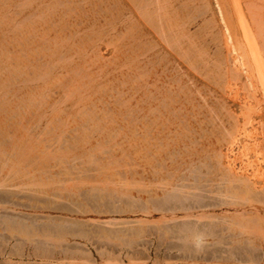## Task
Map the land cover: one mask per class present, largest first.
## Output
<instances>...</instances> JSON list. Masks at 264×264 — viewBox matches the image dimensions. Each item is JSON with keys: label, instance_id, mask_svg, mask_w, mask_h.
<instances>
[{"label": "rangeland", "instance_id": "1", "mask_svg": "<svg viewBox=\"0 0 264 264\" xmlns=\"http://www.w3.org/2000/svg\"><path fill=\"white\" fill-rule=\"evenodd\" d=\"M29 1L0 0V64H5L8 69L10 67L16 71L6 82L8 91L5 97L10 103V106L7 107L10 111L13 110L14 113H12L15 115L10 129L23 130L33 136L36 145L35 150L38 151V154L47 156V163L50 166L37 169L36 174L31 175L30 178H25L23 174H20L24 171L22 170L18 174L9 172V175L0 179V264H239V262L241 264H264V221L256 223L253 220L252 224L249 221L245 225L240 224L239 227L242 231L246 229L250 231L247 230L249 237L238 233L239 241L235 242L236 244L232 243L233 233L227 229L226 225L228 222L230 224V220H232L228 216H234L237 213L231 207L228 208L225 203L220 202L221 200L228 201L227 199L230 200L233 197L231 192L229 195L224 194L222 180H215L216 183H214L210 179V181L208 180L210 175H206L199 180L202 186L200 189L195 188L196 191L191 188L184 189L193 191L195 194L201 193L199 196L191 195L193 198L189 201L201 202L204 199V201L209 200L213 203L210 204L211 206L193 208L192 210L194 215H202L203 212L205 217L200 219L205 221V224L201 226L207 227L212 233V239L208 246L200 252H195L189 246L177 242L178 233L197 221L191 216H189L191 219L185 218L187 215H185L184 210H177L174 214H171L170 211L162 214L158 210L150 216L142 215L143 213L140 211L142 199L139 194H141V188L137 173L134 172V168H138V165L135 160V162L132 160L128 162L126 159L121 160L120 151L123 152V149L132 147L139 139L138 107L136 104L137 84L135 81L138 80L136 71H138V60H140L139 43H141L143 27L141 23L144 20L140 12L147 6L145 5L147 1L143 3L140 2L141 0ZM184 1L185 3L183 0H167L168 5H166L167 7L170 5L169 10L172 11L174 8L175 13L180 12V16L188 17L181 20L183 23L181 24L187 26L188 23L190 32L192 34L197 33L193 34L196 37L193 36L192 39L195 41V45L201 42L200 44L203 46L204 42L210 39L207 43L205 42L207 46L205 44L204 46L211 53L216 50L220 58L222 56L227 57L220 37L221 32H218L219 24L211 17L210 10L207 9V12L203 13L205 8L199 0H193L194 2L192 1L191 4L189 0ZM245 1V4L251 2L255 4L253 10L256 9L255 13L261 15H256L258 18H255L254 15H249L247 11L246 15L244 11V20L248 21V29L250 30L247 38L261 43L263 40L261 31H256V29L259 27L258 22L259 25L262 23L260 26H264V0H241L242 3ZM139 2L142 5L136 11ZM151 3L152 1L150 5ZM143 5L145 6L142 8ZM189 6L191 7L189 8ZM181 7L185 8L181 10ZM196 8L197 10H195ZM178 9L181 11L178 12ZM184 9H188V11H184ZM193 11L197 12V18H195ZM36 14L41 19L35 17ZM187 14L189 15L187 16ZM208 16L212 19V23L209 22ZM204 17L208 18L209 21ZM255 19L257 24L254 23V21L256 22ZM17 25L18 28H16ZM160 25L163 24L160 23L158 26ZM237 27L238 23L235 22L234 28ZM209 30L211 32H208ZM235 30L239 35L238 37H241L242 32L239 33L241 31L239 27ZM262 32L264 33V31ZM215 33L216 40H213L214 36L209 37V35ZM254 35L256 38L253 39ZM201 45L200 47L197 45L195 48L204 50L205 47L202 48ZM212 48L214 51H211ZM217 48L221 49L218 51ZM263 51L264 47L262 48ZM70 54L72 55L70 56ZM58 55L60 56L58 57ZM39 66L41 67L39 68ZM63 66L66 68L65 70ZM44 68V72L47 74L42 72ZM167 68H170L169 64H167ZM221 68L223 72L224 65ZM26 70L28 75H25ZM223 79L219 81L222 85L212 79L209 80L216 90L212 96L217 99L210 97L206 89L200 92L209 101L206 104L208 109L202 108L203 123L209 120L213 122L217 116L213 125L207 128L209 132H212L209 134L210 142L214 145L215 151L219 149L218 152H221L218 154L219 156L221 154L222 165L229 163L232 166L234 163H230L234 161L235 165L232 167L235 170L239 171L241 168L240 172L244 173L258 171L264 178V139L259 138L264 132L262 130L264 124L261 122L264 120V108L261 109L264 106L263 97L257 94L258 101L253 100V102H257V105L252 102L253 106H256L253 107L255 110L253 109L251 118L248 117L251 125L248 120L245 129L235 128L234 130L237 132L233 129L230 131L233 120H231L230 113L222 109L223 107L226 108L225 103H227L226 105H230L231 109L237 110V107L233 106L231 102L234 100L236 104L242 106L244 104L243 98L248 94L240 83L234 81L235 84L229 78H226L229 82L225 78ZM224 81L229 83L230 87L226 83L223 85ZM128 87L130 88L128 89ZM201 97H197L196 101L201 102ZM192 100L194 102V99ZM42 101H44L43 104ZM210 107L212 110L209 112ZM2 109L6 108L3 106ZM256 110L259 113H256ZM189 111L193 114L197 112ZM213 111L216 115L213 114ZM190 112L188 113L190 114ZM192 113L191 115H193ZM191 115L189 116L193 117L192 120H194L195 115ZM237 115L240 114L237 112ZM207 116L209 117L206 119ZM210 117L214 119H210ZM256 117L261 120H256ZM86 118H93L94 121L92 124L87 123L85 122ZM128 118L132 119L131 123ZM218 119H221L219 120L220 124ZM5 122L7 121L5 120ZM125 122L130 123V129H135L132 130L134 136L131 133L130 137L127 136L128 131ZM259 122H261V127ZM216 124L219 126L217 127ZM135 125L137 126L134 127ZM222 126L226 132L228 130V135L225 134ZM252 127H257L258 130L262 128V132L261 130L256 131L257 128L254 130L255 128L252 129ZM188 128L191 129L192 127ZM246 129L248 136L245 135ZM188 130L183 132L185 135L184 146L191 147L192 143L195 146L206 142L204 137H194L196 140H191L195 133L192 136H187ZM229 131L234 134L232 135ZM238 131L242 133L239 134ZM108 133H111L109 138L107 137ZM230 136L232 139L234 136L236 142H233ZM222 137L224 141L229 138V141H225L228 142L227 144L222 141ZM243 137L246 139L244 140ZM187 139L190 141L188 142ZM238 139L239 141H237ZM242 139L247 140V142L245 143ZM257 144L262 146H257ZM250 145L256 147H250ZM113 147L118 148L117 157L110 158L108 161L104 160L105 156L114 149ZM256 151L261 154H257ZM245 155H247V159ZM36 161L38 164H43V159L36 158L34 162ZM23 163L25 164V162ZM97 164L100 166L98 167ZM188 173H181L182 177H185L183 181L186 183H190L191 181L187 182V180L189 178L192 180L194 177V172H190V176H187ZM107 175L111 176L108 178ZM126 176L127 178H124ZM183 181L182 183H184ZM217 182L219 185L215 186ZM204 188L214 191L213 193L207 190L204 192ZM215 189L219 190L220 193H217ZM159 199L161 198H157V200ZM234 199L232 198V201ZM219 202L222 204L220 205ZM163 219L165 220L163 221ZM14 223L17 224L14 225ZM11 225H13L12 228ZM249 225L251 227L254 225L255 231H251ZM241 237L243 238L241 239ZM233 254L235 256H232ZM6 257L9 262L4 260Z\"/></svg>", "mask_w": 264, "mask_h": 264}, {"label": "bare ground", "instance_id": "2", "mask_svg": "<svg viewBox=\"0 0 264 264\" xmlns=\"http://www.w3.org/2000/svg\"><path fill=\"white\" fill-rule=\"evenodd\" d=\"M58 1H57V3H58ZM128 1H130V0H128ZM149 1L150 2L152 1L151 5H150ZM166 1L167 0H144V1L141 0L140 1L141 3L146 2L147 4L145 3V5H147V6L143 5L142 8L144 6L147 8L145 10H143L145 8L144 7L141 12L138 11V12H140V15L142 16V19H144L143 22L141 23L143 27L141 26L142 27V38H141V43H139L140 60H138V66H137L138 71H136L138 73V80L135 81L137 84V87H136V89H137L136 104L138 107L137 108V110H138L137 124H138V131H139L138 132L139 139H138V142H136L132 147H127V148L123 149V152L120 151L121 152L120 157H121V160L126 159L128 162L131 160L133 162L136 161L135 163L138 165V168L137 167L134 168V172L136 171V173H137V177H138L137 179H139L138 182H139L140 188H141V190H140L141 194H139L140 198L142 199L140 211H141V213H143L142 215H145V216H147V215L150 216L152 214L154 215V211H158V210L162 214H165L168 211H170L171 214H174L177 210H184L185 215H187L185 218L191 216V218H193L194 220L197 219V221H201L200 218L205 217V215H203V212L201 213L202 215H199V214L194 215L192 213L193 208H202V207L209 206L210 204H213V203L211 201L209 202V200L204 201V199L201 200V202L189 201V199L193 198V196H191V195H194L195 192L190 191V190L189 191L184 190V189L185 188H187V189L191 188V189H194L195 191L197 188L200 189V187H202V186H201V183L199 182V180H201L203 178V176H206V175H210V178H208V180L210 179L211 182H214L215 180H217V181L222 180L223 182L222 181L221 182H222V186L224 187V189H223L224 194L229 195L231 192V194H232L231 196H233V197L230 196L231 197L230 200L229 199H227L228 201L221 200L220 202L225 203L228 206V208L231 207L237 213L234 216H228V218L232 219V220H230L231 221L230 224L227 221L228 224L226 225L227 229L233 233L232 237H231V241H232V243H235V242L239 241V239L237 238L238 233H241L242 235H246L247 238L249 237L248 236L249 230L245 228L246 230L242 231L239 227L240 224L245 225V223L248 221L252 224L253 220H255L254 222H256V223L264 221V219H263L264 218V178L261 177L260 172H258V171L255 173H251V172L250 173H244V172H240L241 168L239 169V171L235 170L232 167L235 165L234 161H232V162L230 161L231 162L230 164L234 163L232 166L229 165V163L227 165L221 164V160H220L221 154H220V156L218 154L221 152H218L219 149L216 150L217 152L215 151L214 145L212 144V142H210L209 134L211 131L209 132L207 130V128H209L211 125H213V122H215L214 120L217 118V116L215 119L213 117H210V119L211 118L214 119L213 122H212V120H209L208 122L203 123V120H204L203 115L204 114H203L202 108L205 107L208 109V106L206 104H208L207 102H209V101L207 100V97H205L204 95L202 96V94L200 92L202 90L206 89L207 94L209 93L210 97H213L212 95H214L216 93L215 92L216 90L212 87V84H210L209 80H211V79L217 83H220L219 81L224 80L223 78H225V80H226V78H229V80H233L232 82L235 81V82L240 83V85H242L241 87H243L248 94V96H245L243 98L244 104L242 106L241 105L239 106L238 104H236V102H234V100L232 102L229 100L233 104V106L237 107V110L231 109V106L230 105L227 106L226 105L227 103H225V102L224 103H225L226 108L223 107L222 110L225 109L226 112L230 113L231 120H233V125H232L233 128L231 125H229V126H231L229 129L230 131L232 129L234 130L235 128L245 129V125L250 121L248 119V117L254 112L253 107L257 105L256 104L257 102L256 103L253 102V100L255 101L258 99V98H256L257 94L263 97V102H264V56H263L264 51L262 52V48L264 47L263 46V44H264V33L262 32V31H264V29H263L264 26H260V25H262V23H260V25H259V22H258L259 27H258V29L255 28L256 31L257 30L261 31L260 34L263 38V40L261 39L262 40L261 43L259 41H256V42L251 41L250 39L247 38V34L249 35V33H250L249 32L250 30L248 29L249 23H247L248 21L246 22V20H244V17H245L246 11H247V13H249V15H251V16L254 15L255 18H258V17H256V15L257 16L258 15L261 16V15L256 14L257 12L255 13V11H257V10L256 9L253 10V8L255 7V4H253L251 1L250 2L252 4L251 3L245 4L246 1L242 3L241 0H199V2L205 8V10H204V8L202 7L204 10L203 13L207 12V9L210 10L211 17L213 19H215V21H217V23L219 24L218 26L220 27V29L218 32H221L220 37L222 39V44L225 47V50L227 52V57L222 56V58H220L219 57L220 55H218V52L216 50L214 51L212 48L211 51H214V52L211 53L207 49V47L204 46V44L207 46L206 43L208 42V40L210 41V39H207V42L205 41L206 43L204 42V44H203V46L205 47L204 50H202V49L198 50V47L195 48V46L199 45V47H200V45H201L200 44L201 42L199 44L195 45L196 44V43H194L195 41L192 40L193 36H194L193 34H197V33L192 34L190 32L188 23H187V26H183L182 25L183 23L181 20L188 18V17L185 16V18H184L183 15L182 16L179 15V13H180L179 11L183 10V8H185V7H183V8L181 7L182 9L179 10L180 7L178 6L179 7L178 12L179 13H175V11H174L175 9L173 8L175 5L172 7L173 9L171 11V9L170 10L168 9L170 7V5H169V7H167L168 4L166 3ZM186 1H188V0H186ZM192 1L193 0H189L190 4L192 3ZM140 2L138 3L139 5H137V8L142 5V4H140ZM171 3H169V4H171ZM183 3H185L184 0H183ZM23 4H22V6H24ZM133 4H135V3L133 2ZM179 5L181 6V4H179ZM195 5L198 6V4H195ZM249 5H251L252 7ZM185 6H186V4H185ZM187 7H188V5H187ZM190 7L191 6H189V8ZM139 8H141V7H139ZM139 8L136 9V7H135L136 11L139 10ZM197 8L195 10H197ZM257 8H258V6H257ZM188 9H184V11L185 10L188 11ZM194 11H193V13H195ZM244 11H245V14H244ZM196 13H195V18L198 17V16L196 17ZM203 13H200V14L204 15ZM137 14L139 15V13H137ZM184 14H186V13L184 12ZM190 14L192 15V12H190ZM3 15H5V14H3ZM40 15H41V11H40ZM188 15L189 14H187V16ZM25 16H27V15H25ZM35 17L41 19L40 17H38L37 14ZM204 18L207 19L208 21L210 19L209 16H208L209 19L206 17H204ZM190 19H192V18H190ZM211 20L212 19H210L209 22L212 23ZM192 21H194V19H192ZM235 22L238 23L239 30H241L239 33L242 32V36L240 34L241 37H238L239 35L236 33L237 31L235 29H237L238 27L234 28ZM260 22H261V20H260ZM129 23H130V25L132 24L131 20ZM160 23H162L163 25L158 26ZM213 23H215V22L213 21ZM254 23L257 24V20H256V22L254 21ZM254 23H251V24H254ZM27 24H29V23H27ZM206 24L208 25V23H206ZM14 25L16 26V24H14ZM19 25H20V23H19ZM204 26H206V25H204ZM218 26H216V27H218ZM255 26H257V25H255ZM18 27L19 26L17 25L16 28H18ZM200 28L202 30V26ZM200 28H198V29H200ZM210 29H211V27H210ZM253 29H252V31H253ZM197 32H198V30H197ZM208 32H211V30H209ZM218 32H216V33H218ZM216 33L209 35V37L216 35ZM198 35L200 36V34H198ZM199 36H197V37H199ZM194 37H196V35ZM254 38H256L255 35H254L253 39ZM259 38H261V37H259ZM138 39H140V38H138ZM214 39L216 40L215 36H214L213 40ZM217 39H218V36H217ZM52 40H54V39H52ZM197 42H199V41H197ZM55 43H52V44H55ZM72 45H73V43H72ZM203 46H202V48H203ZM261 46H263V47L261 48ZM214 47L216 48V46H214ZM46 48H47V46H46ZM218 49H221V48H217V50ZM0 53H1V51H0ZM22 53H25V52H22ZM23 55H21V56H23ZM71 55L72 54H70V56ZM98 55H99V53H98ZM228 55H229V57H228ZM59 56L60 55H58V57ZM12 57H14V56H12ZM58 57H57V60H59ZM68 57H69V55H68ZM60 58H62V57H60ZM15 60H16V58H15ZM57 60H56V62H57ZM100 61H101V59H100ZM53 62H55V61H53ZM61 64H63V63H61ZM98 64H99V62H98ZM167 64H169L170 68H167ZM223 65H224V71L222 72L221 67ZM172 66L174 69L171 68ZM40 67L41 66H39V68ZM46 68H47V66H46ZM51 68H53V67H51ZM63 68H64V66H63ZM65 69L66 68H64V70ZM44 70H45V68L43 69V71L42 70L41 71L43 73H46V72H44ZM49 70H50V68H49ZM30 72H32V71H30ZM68 72H70V71L68 70ZM13 73H16V71L12 70L10 67L8 69L7 65H5V64H0V109H1L0 110V179L3 176L9 175L8 174L9 172L12 174H18L22 170H24V171H22L20 174H23V176H25V178H30L31 175L36 174L37 169L50 166V164L48 165V163H47L48 162L47 156L44 154L40 155V154H38V151L35 150L36 145H35V141H34L33 136H30L26 131H23V130H11L10 129V125L11 124L13 125V122H14L13 119L15 118V115L13 114L14 113L13 110L10 111L7 107V106H10V103H8V101L5 97V94L8 91L6 89V82ZM27 73L28 72L26 70L25 75ZM55 77H56V75H55ZM60 77H62V76H60ZM15 79H16V77H15ZM56 79H57V77H56ZM128 79H130V78H128ZM11 80H13V79H11ZM226 81L229 82L228 79ZM31 82H33V81H31ZM130 83H132V82H130ZM225 83L226 82L224 81L223 85H225ZM227 85L230 87L229 83ZM225 87H227V86H225ZM129 88L130 87H128V89ZM221 89H220V91H221ZM228 89H227V91H228ZM222 93H224V92H222ZM218 95H220V94H218ZM37 96H38V94H37ZM197 97L202 98V99L200 98L201 102L196 101ZM221 97H224V96H221ZM131 98H132V96H131ZM213 98L215 99L216 97L214 96ZM235 98H236V96H235ZM246 98H250L252 100H249V99L246 100ZM192 99H194V102ZM42 100H43V98H42ZM225 101H226V99H225ZM43 102L44 101H42V104H43ZM221 102H223V101H221ZM226 102H228V101H226ZM252 102L255 103L256 105L253 106ZM210 103H211V101H210ZM217 103H218V101H217ZM3 106L6 109H2ZM36 107H38V106H36ZM260 107H259V109H260ZM262 108H264V106L261 107V109ZM188 109L191 111H194V112L197 111V112H195V114H193ZM259 109L257 108V110H259ZM22 110H23V108H22ZM210 110H212L211 107L209 108L208 111L210 112ZM188 112H190V114ZM219 112H220V110H219ZM237 112L240 115H237ZM84 113H85V111H84ZM191 113L193 115H195L194 120H192L193 117L189 116V115H191ZM256 113H259V112L257 111ZM213 114H214V111H213ZM193 115H191V116H193ZM207 115H208V112H207ZM214 115H216V114H214ZM260 115H261V113H260ZM251 116L249 118H251ZM91 117H93V116H91ZM208 117L209 116H207L206 119ZM258 118L259 117H256V120ZM128 119L131 123L132 119L131 120H130V118H128ZM5 120L7 122H5ZM219 120H221V119H218V123H219ZM258 120H261V119H258ZM93 121H94L93 118H86V120H85V122L91 123V124ZM252 121L254 122V120H252ZM261 122L264 124V120H261ZM261 122H259V125ZM125 123L127 125L126 129L128 131L127 136L130 137L135 129L134 130H133V128L130 129L129 128L130 123H128V122H125ZM255 123H257V122H255ZM250 125H251V121H250ZM136 126L137 125H135L134 127H136ZM218 126L219 125H217V127ZM188 127H190V128L192 127V128L189 129ZM205 127H206V129H205ZM260 127H261V125H260ZM254 128L255 127H252V129H254ZM256 128L254 130H256ZM192 129L194 132L192 131ZM184 130H188V132L186 133L187 136H189V135L192 136V134L195 133V135L192 136L193 139H191V140H194V137H198V138L204 137L206 139V142L205 143L202 142V144H200V145L197 144L195 146H193L194 144L192 143L191 147H188L187 145L184 146L183 145V143L185 142V139H184L185 135H183ZM216 130H218V129L216 128ZM223 130H224L225 134L227 133L226 135L229 134L228 130L226 132L224 127H223ZM260 130H258V128H257L256 131H260ZM262 130H264V129H262ZM262 130H261V132H262ZM190 131H192V132L190 133ZM234 131L237 132L236 130H234ZM248 131H250V130H248ZM240 132H239V134H240ZM221 133H222V131H221ZM230 133H232V135L234 134L233 132H230ZM254 133H256V132H254ZM262 133H263L261 136L262 138L261 137H259V138L263 140L264 139V132H262ZM110 134L111 133L107 134L108 138L111 137ZM250 134L252 135V133H250ZM245 135H247V129H246ZM132 136H134V135L132 134ZM219 136H221V134H219ZM230 138L232 139L231 136H230ZM243 138H244V140L246 139V137H243ZM247 138H249V137H247ZM221 139H223L222 141H224L223 137ZM221 139H220V141H221ZM214 140H215V138H214ZM227 140L229 141V138ZM227 140H225V141H227ZM232 140H233V142H236L234 139V136H233ZM187 141L189 142L190 140L187 139ZM237 141H239V139ZM215 142H216V140H215ZM233 142H231V143H233ZM244 142L246 143L247 140ZM197 143H198V141H197ZM251 144H253V142H251ZM258 145L259 144H257V146ZM252 146H255V145H252ZM252 146L250 145V147H252ZM259 146H262V145H259ZM239 147H240V145H239ZM230 148H232V147H230ZM230 148H229V150H230ZM117 149L115 147L111 151L110 154L108 153V155L105 156L104 160L106 159L108 161V159H110V158L114 159V157H117V155H116ZM259 149H260V147H259ZM231 151L233 152L232 149H231ZM245 151H246V149H245ZM233 153L231 154L232 156H233ZM258 153L259 152H257V154ZM259 154H261V153H259ZM231 155H228V156H231ZM223 156H224V154H223ZM43 157H46V158H43ZM239 157H241V156H239ZM243 157H244V155H243ZM245 157H246V159L248 158L247 155H245ZM36 158L37 159H43V164H38L37 161L34 162L36 160ZM52 158H54V157H52ZM52 158H51V160H52ZM226 160H227V158H226ZM23 162H25V164ZM58 162H61V161L58 160ZM241 165H242V162H241ZM97 166H98V164H97ZM261 166H262V164H261ZM253 168H255V167H253ZM97 169H99V168H97ZM131 169L133 170V168H131ZM186 172L187 173L188 172L189 173L190 172L195 173V175L193 173L194 177L192 178V180L190 178L187 180V182L191 181L190 183H186V181L185 182L183 181V180H185V177H182L181 173L185 174ZM109 174H111V173H109ZM188 174H187V176H190V174L189 175ZM109 176H111V175H109ZM109 176H108V178H109ZM263 176H264V174H263ZM124 178H127V176ZM195 178H196V180H195ZM206 179H205V181H206ZM182 181L184 183H182ZM214 183H216V182H214ZM223 183H224V185H223ZM218 185L219 184L217 182V184L215 186H218ZM220 187H221V185H220ZM219 188H217V189H219ZM217 189H215L217 191V193H220L219 190H217ZM201 190H202V188H201ZM203 190H204V192H206L205 190H207L208 192H212V193L214 191L213 189H209V188L208 189L204 188ZM200 194L201 193H197L195 195L199 196ZM157 198H161V199L157 200ZM195 198H197V197H195ZM232 198H235V199L232 201ZM162 199L166 200V201H163ZM183 200H184V202H183ZM187 201H188V203H185ZM222 203H220V205ZM191 218L189 217V219H191ZM170 219H173V218H170ZM164 220L165 219H163V221ZM174 220H176V219H174ZM17 223H14V225ZM247 225H248V223H247ZM250 225H249V229L251 231H255L254 225H252L254 228L251 227ZM12 226L13 225H11V228H12ZM247 228H248V226H247ZM25 229H26V227H25ZM21 230H22V228H21ZM233 231H236V232L234 233ZM243 233H245V234H243ZM242 238L243 237H241V239ZM222 253L225 254V252H222ZM8 255H9V253H8ZM232 256H235V255L233 254ZM4 260L8 261L7 257H6V259L4 258ZM241 260H243V259H241ZM239 264H241V263L239 262Z\"/></svg>", "mask_w": 264, "mask_h": 264}, {"label": "clouds", "instance_id": "3", "mask_svg": "<svg viewBox=\"0 0 264 264\" xmlns=\"http://www.w3.org/2000/svg\"><path fill=\"white\" fill-rule=\"evenodd\" d=\"M205 221H196L187 229L178 233L177 242L189 246L195 252L205 249L210 240L212 233L207 227H202Z\"/></svg>", "mask_w": 264, "mask_h": 264}]
</instances>
